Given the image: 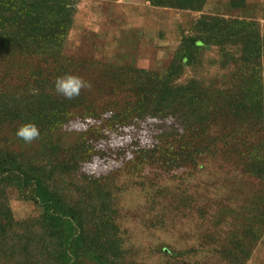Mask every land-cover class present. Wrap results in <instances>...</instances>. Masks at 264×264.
<instances>
[{
    "label": "trees",
    "instance_id": "obj_1",
    "mask_svg": "<svg viewBox=\"0 0 264 264\" xmlns=\"http://www.w3.org/2000/svg\"><path fill=\"white\" fill-rule=\"evenodd\" d=\"M78 3L0 0V264H141L132 226L172 233L194 211L212 260L168 244L157 253L175 264L252 263L264 249V10L204 14L167 68L106 66L66 99L56 78L91 74L64 54ZM28 122L40 135L24 143L15 132ZM112 154L129 181L143 180L137 217H123L116 180L84 171ZM10 191L39 214L16 219Z\"/></svg>",
    "mask_w": 264,
    "mask_h": 264
},
{
    "label": "rangeland",
    "instance_id": "obj_2",
    "mask_svg": "<svg viewBox=\"0 0 264 264\" xmlns=\"http://www.w3.org/2000/svg\"><path fill=\"white\" fill-rule=\"evenodd\" d=\"M156 2L157 0H79L74 24L64 46L65 55L87 63L91 74L85 73L79 77L90 85L98 83L100 77L95 72L110 65H132L138 69L163 70L173 59L182 32H188L194 20L202 15H213L215 10L224 6L226 8L223 9L224 12L221 10V14H226L227 8H230L229 15L241 17L250 13L256 17L255 15L264 10V0H183L182 5L175 8H161ZM260 22L264 33V20ZM207 56L208 60L218 58L215 49ZM206 70L204 75L211 78L217 74L215 72L218 68L211 66ZM178 126L179 123L172 126L165 124L164 129ZM147 136L141 137L142 142H148ZM114 145L121 143L116 142ZM113 154L105 156V161L97 160L85 166L84 171L97 177L107 176L116 180V185L125 193L120 200L121 206L124 207L123 217L128 219L137 217L144 201L143 180L136 178L132 179V182L129 181L125 176V171L129 167L123 166L124 163L119 162L117 155ZM218 166L217 163L213 167L208 166L206 173H212L214 177L215 174L222 175L221 170L216 169ZM221 185L224 186V183ZM8 198L16 219L36 216L40 212L32 202L22 199L15 191H10ZM189 217L190 220L182 221L172 233L158 229L146 230L140 225L133 227L130 220L135 235L132 245L136 248L138 262L175 264L170 257L157 253L158 246L162 244L171 245L173 248L171 251L195 249L198 252L195 254L197 259L212 260L209 259L213 255L210 248L212 246L204 244L201 226L197 224L201 222V218L196 211ZM183 264H187V261ZM250 264H264V249L256 254Z\"/></svg>",
    "mask_w": 264,
    "mask_h": 264
},
{
    "label": "clouds",
    "instance_id": "obj_3",
    "mask_svg": "<svg viewBox=\"0 0 264 264\" xmlns=\"http://www.w3.org/2000/svg\"><path fill=\"white\" fill-rule=\"evenodd\" d=\"M90 87L89 82L71 74L57 77L54 82L55 92L66 99H72L80 94L81 89ZM15 135L17 139L22 140L24 143H31L39 137L40 132L34 123L28 122L18 127Z\"/></svg>",
    "mask_w": 264,
    "mask_h": 264
}]
</instances>
